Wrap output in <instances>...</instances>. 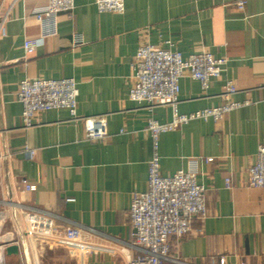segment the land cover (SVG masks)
<instances>
[{
    "label": "crops",
    "instance_id": "crops-1",
    "mask_svg": "<svg viewBox=\"0 0 264 264\" xmlns=\"http://www.w3.org/2000/svg\"><path fill=\"white\" fill-rule=\"evenodd\" d=\"M47 1L0 0V199L50 208L128 238L131 195L147 188V118L165 122L172 116L170 105L150 109L128 98L130 62L142 41L166 47L170 40L184 57L204 49L227 58L206 90L186 73L179 79L178 112L219 105L228 79L236 87L229 97L249 100L220 120L193 119L159 134L161 174L194 161L205 187V217L192 224L201 230L171 237V250L192 264H264V188L247 185L248 167L264 144V0H245L242 10L237 0H124L121 13L98 12L94 0H74L70 14L58 13L56 34L26 58L23 39L39 32L33 9ZM61 76L77 82L79 116L106 114L104 138L86 139L81 120L65 108L40 111L32 126H21L20 80ZM25 145L37 148L33 159L22 152ZM22 178L35 189L24 192ZM0 210V242L13 241L20 222L14 211ZM56 224L64 227L62 220ZM36 250L35 264H126L121 253L93 252L80 260L61 244ZM4 256L6 264L27 259L22 246L5 248Z\"/></svg>",
    "mask_w": 264,
    "mask_h": 264
},
{
    "label": "built area",
    "instance_id": "built-area-1",
    "mask_svg": "<svg viewBox=\"0 0 264 264\" xmlns=\"http://www.w3.org/2000/svg\"><path fill=\"white\" fill-rule=\"evenodd\" d=\"M98 12L124 11V0H94ZM245 0H237L235 7L242 10ZM74 0H48L43 6L33 9L39 32L26 35L23 50L26 58L35 54L36 48L57 32L59 12L70 14ZM79 39L76 40L78 42ZM166 47L142 41L137 45L130 62L134 81L128 90V98L143 102L148 108L170 105L171 119L159 122L154 117L147 118L146 130L152 141V155L147 165V188L134 191L128 210L129 237L126 239L107 234L93 226L67 218L56 211L39 207L21 200L0 199V206L8 212L14 211L20 222L18 238L0 242V264H6L4 251L10 244L25 249L26 260L19 264H35L33 254L37 245L61 244L83 259L93 252L121 253L126 264H192L174 255L170 238H181L194 231V219H202L206 214L205 187L197 181L195 163L187 169H178L170 175H162L159 169V134L172 130L193 119L220 120L227 112L249 103V100H232L229 95L236 90L232 79L223 85L222 102L216 106L204 107L188 113L177 110L179 79L186 73L199 82L206 90L210 80L218 78L227 62L226 57H215L209 51L200 49L182 56L166 40ZM77 82L73 77L59 78L26 77L20 80L16 97L21 104L20 120L23 128L30 127L38 112L65 108L71 119H79L86 139H100L107 135L106 114L79 116L77 114ZM22 152L29 159L36 155L37 148L23 146ZM0 155V159H1ZM205 161L207 157H202ZM247 185L264 188V144L257 146L253 163L248 167ZM23 191L35 189V185L21 179ZM227 187L231 185L229 176L224 178ZM72 198H68L71 200ZM5 214L0 210L1 218ZM62 220V230L56 224ZM37 251V250H36ZM214 262V258H212ZM240 264H245L241 262Z\"/></svg>",
    "mask_w": 264,
    "mask_h": 264
},
{
    "label": "water",
    "instance_id": "water-1",
    "mask_svg": "<svg viewBox=\"0 0 264 264\" xmlns=\"http://www.w3.org/2000/svg\"><path fill=\"white\" fill-rule=\"evenodd\" d=\"M17 245L16 244H10L6 247L7 252H16L17 251Z\"/></svg>",
    "mask_w": 264,
    "mask_h": 264
}]
</instances>
